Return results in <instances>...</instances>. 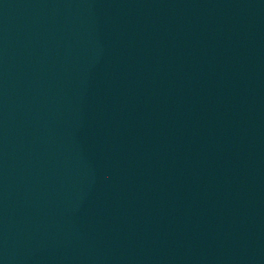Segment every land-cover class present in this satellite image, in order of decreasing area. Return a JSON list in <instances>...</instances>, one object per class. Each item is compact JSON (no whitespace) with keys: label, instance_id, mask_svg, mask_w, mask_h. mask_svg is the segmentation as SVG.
<instances>
[{"label":"water","instance_id":"water-1","mask_svg":"<svg viewBox=\"0 0 264 264\" xmlns=\"http://www.w3.org/2000/svg\"><path fill=\"white\" fill-rule=\"evenodd\" d=\"M264 107V0H119Z\"/></svg>","mask_w":264,"mask_h":264}]
</instances>
